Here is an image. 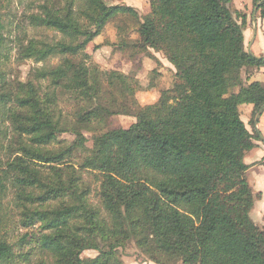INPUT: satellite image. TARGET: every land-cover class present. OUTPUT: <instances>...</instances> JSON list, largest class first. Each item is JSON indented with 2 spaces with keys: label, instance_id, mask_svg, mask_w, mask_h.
I'll return each mask as SVG.
<instances>
[{
  "label": "trees",
  "instance_id": "16d2710c",
  "mask_svg": "<svg viewBox=\"0 0 264 264\" xmlns=\"http://www.w3.org/2000/svg\"><path fill=\"white\" fill-rule=\"evenodd\" d=\"M148 1L137 45L161 52L175 70L173 84L143 106L128 76L112 71L104 84L95 67L77 58L108 20L136 16L134 8L43 0L28 17L30 25L61 38L21 42L20 52L36 62L53 56L59 62L37 69L36 83L0 92V116L14 134L8 144L0 140V264H123L116 250L127 241L155 264H264V228L250 217L256 194L244 162L259 136L238 109L250 104L253 116L264 104V86L242 76L264 66V57L245 48L246 16L232 11V0ZM258 2L256 14L264 19V0ZM5 30L0 14V54ZM66 91L90 102L74 125L89 129L91 121L112 115L135 118L127 128L93 133L79 166L98 177L100 211L88 203L82 174L66 162L85 137L77 131L71 145L49 148L56 133L68 131L53 106ZM14 210L23 228L39 223L43 231L18 253L8 239ZM85 250L97 255L84 258Z\"/></svg>",
  "mask_w": 264,
  "mask_h": 264
},
{
  "label": "rangeland",
  "instance_id": "374dc122",
  "mask_svg": "<svg viewBox=\"0 0 264 264\" xmlns=\"http://www.w3.org/2000/svg\"><path fill=\"white\" fill-rule=\"evenodd\" d=\"M104 1L107 5L130 6L136 11V16L118 15L108 20L99 35L83 48L77 58H79L78 60H83L85 64L95 67L100 75L101 82L104 84L107 83L106 78L110 76L112 71L125 74L131 79L132 88H135L134 99L139 105L155 103L161 91L173 84L175 69L161 52L154 49L143 50L137 45V24L149 12V1ZM42 2L43 0H0V14L4 25H6V47L0 54V92L7 93L13 90L17 83H25L27 81L36 83L35 71L37 69L55 66L59 62L57 56L36 62L33 58L24 57V52H20L19 49L21 42L25 46L29 44V41H54L61 38V35L52 29L30 25L28 17L39 11L38 4ZM230 7L232 11L240 12L246 16L247 25L244 30L245 48L247 49L250 45V49L254 54L264 56V20L260 19L258 14H256V34L251 39L254 26L251 17L255 7L253 0H232ZM242 76L245 82H249L245 77V71L242 72ZM254 77L257 79L256 74H254ZM258 78L264 85V77L260 75ZM252 79L254 78L250 80ZM39 83H43L41 85L42 88L49 86L48 81L40 80ZM108 90H111V87ZM55 100L56 104L53 106H55V110L60 111L65 117L68 131L56 133L55 141L49 148L57 149L71 145L76 139L75 133L77 131L85 137L84 147H74L70 156L66 158V162L78 169L79 174H82L84 184L90 189V194L87 198L88 203L97 207V210L100 211L102 207L98 194V177L93 171H81L79 166L89 155L93 133L112 128H127L135 121V118L131 115H112L98 122L96 120L91 121L89 129H85L84 125L82 127L80 124L78 126L74 125L76 116L83 112L85 113V110L90 105V102L85 97L66 91L59 92ZM240 106H238V109ZM240 114L248 130L253 132L255 115L252 116L250 114L249 107H242ZM257 128L264 137V120H258ZM0 130L2 131L0 136L1 143L3 141V144H8L14 134L12 133L10 122L8 120L3 121L2 116H0ZM257 141H260V139ZM260 150H264L263 143L260 146L255 145L249 150L244 157V161L250 162V157L255 155L257 158ZM256 173H264V166L263 168L257 167L253 171L247 172L248 183H254ZM254 193L256 198L252 207L253 210H250V217L259 228L263 229L264 211H262V208H264V205L261 207V192L254 191ZM8 200H10V196L4 199V201ZM18 214V211H13V222L8 227L10 236L8 239L13 244L15 253H18L22 248L27 250L33 247L34 240L43 232L39 223H35L32 227L23 228L18 222L20 220ZM24 235L23 243L25 246L21 247L20 239ZM33 252L35 251H31V258ZM116 252L123 264H155L149 261L132 241H127L123 247L117 248ZM95 255H97V252L94 250H85L81 254L84 258ZM33 258L36 259V255H33ZM19 263H22L21 260H19Z\"/></svg>",
  "mask_w": 264,
  "mask_h": 264
},
{
  "label": "crops",
  "instance_id": "0c3cea01",
  "mask_svg": "<svg viewBox=\"0 0 264 264\" xmlns=\"http://www.w3.org/2000/svg\"><path fill=\"white\" fill-rule=\"evenodd\" d=\"M254 74H256L257 79H255ZM260 75L262 77H264V66H261L259 69L255 70L249 76V78H248L249 82H251V81H259L261 83V80L258 78ZM251 78H254V79L250 80ZM261 85H262V83H261ZM262 86H264V85H262ZM242 107H249L250 114H251L252 109H253L252 105H250V104H242L239 107V111L241 110ZM261 117H260L259 120H264V111H263ZM255 143H256L257 146L262 145V143L260 141H256ZM245 156H246V154H245ZM245 163L249 165V168L245 172V177H246L247 172L253 171L254 168H257V167L263 168V166H264V150H260L259 155H258L257 158H256V155L255 156H251L250 157V162H245ZM249 185L252 187L253 191L261 192V198L262 199H261L260 202H261V205H262L261 207H263V205H264V173H256L255 174V178H254V183H249ZM262 209H263L262 211H264V208H262ZM252 210H253V208H252Z\"/></svg>",
  "mask_w": 264,
  "mask_h": 264
},
{
  "label": "water",
  "instance_id": "95a60500",
  "mask_svg": "<svg viewBox=\"0 0 264 264\" xmlns=\"http://www.w3.org/2000/svg\"><path fill=\"white\" fill-rule=\"evenodd\" d=\"M258 6H259V2L255 5L253 13H252V17H251L253 25H254L253 26V34H252V38L251 39H253L255 34H256V11H257ZM247 51H248L249 54H251L254 57H257V58H261L262 57V56L255 55L251 51L250 45L248 46ZM263 111H264V104L260 106V108L258 109V111H257V113L255 115V118H254V121H253V127H254V130L258 133L260 141L264 144V137L262 136V134L259 132V130L257 128L258 120H259L261 114L263 113Z\"/></svg>",
  "mask_w": 264,
  "mask_h": 264
}]
</instances>
